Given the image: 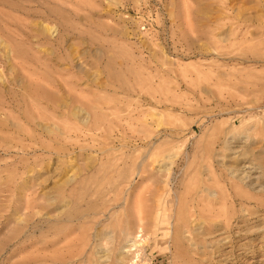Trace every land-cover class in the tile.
Listing matches in <instances>:
<instances>
[{"label":"rangeland","instance_id":"1","mask_svg":"<svg viewBox=\"0 0 264 264\" xmlns=\"http://www.w3.org/2000/svg\"><path fill=\"white\" fill-rule=\"evenodd\" d=\"M0 264H264V0H0Z\"/></svg>","mask_w":264,"mask_h":264},{"label":"bare ground","instance_id":"2","mask_svg":"<svg viewBox=\"0 0 264 264\" xmlns=\"http://www.w3.org/2000/svg\"><path fill=\"white\" fill-rule=\"evenodd\" d=\"M237 171V170H236ZM238 172V171H237ZM241 176V175H240ZM237 177H238V175H237ZM243 177V176H242ZM248 179V178H247ZM249 179H251V178H249ZM61 209V208H60ZM84 214V213H83ZM95 214V213H94ZM93 214V215H94ZM88 215V214H87ZM82 219H85V217H83ZM85 221V220H84ZM80 222V221H79ZM134 245V244H133ZM81 257V256H80ZM86 257V256H85Z\"/></svg>","mask_w":264,"mask_h":264}]
</instances>
